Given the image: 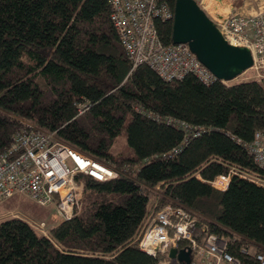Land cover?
<instances>
[{"label":"trees","instance_id":"obj_1","mask_svg":"<svg viewBox=\"0 0 264 264\" xmlns=\"http://www.w3.org/2000/svg\"><path fill=\"white\" fill-rule=\"evenodd\" d=\"M110 13V0H0V153L24 121L117 173L81 177L82 212L47 235L1 221L0 264H162L168 256L138 248L156 189V211L180 205L208 233L264 250V187L237 176L225 191L209 185L231 170L264 179L245 149L264 130V80L164 82L146 65L132 70ZM154 25L172 44V21ZM121 134L127 156L113 151Z\"/></svg>","mask_w":264,"mask_h":264},{"label":"built area","instance_id":"obj_2","mask_svg":"<svg viewBox=\"0 0 264 264\" xmlns=\"http://www.w3.org/2000/svg\"><path fill=\"white\" fill-rule=\"evenodd\" d=\"M193 1L205 12V0ZM110 5V22L132 70L146 65L164 82L180 81L187 75L204 85L220 82L229 86L233 82L217 80L187 45L161 42L154 21H173L174 16L163 0H110ZM205 13L229 45L249 50L253 65L248 71L264 80V9L253 15L229 13L222 23ZM83 108H79L78 115L85 111ZM21 124L10 146L0 153V204L25 195L40 206H55L62 220H70L82 211L85 182L81 177L98 182L117 177L114 170L64 144L55 133L38 130L26 122ZM245 149L256 166L264 170V130L256 132ZM232 176L264 187V179L234 170L209 185L225 191ZM196 216L180 205L166 204L152 213L143 226L139 250L153 258L166 257L170 250H180L179 244L183 243L182 249L191 251L190 264H264V250H255L246 242L237 245L240 239L236 236L208 233L205 227L197 226ZM41 225L37 230L45 235L39 230L44 227ZM173 262L170 259L162 264Z\"/></svg>","mask_w":264,"mask_h":264},{"label":"water","instance_id":"obj_3","mask_svg":"<svg viewBox=\"0 0 264 264\" xmlns=\"http://www.w3.org/2000/svg\"><path fill=\"white\" fill-rule=\"evenodd\" d=\"M210 17L223 22L229 15L225 0H212ZM227 12L220 13L221 9ZM173 45L185 44L196 59L219 81L231 82L253 65L247 48L229 45L207 14L193 0H176L173 7ZM178 264L191 263V251L172 249L168 254Z\"/></svg>","mask_w":264,"mask_h":264},{"label":"rangeland","instance_id":"obj_4","mask_svg":"<svg viewBox=\"0 0 264 264\" xmlns=\"http://www.w3.org/2000/svg\"><path fill=\"white\" fill-rule=\"evenodd\" d=\"M225 1L226 4H228L229 13L232 14L239 13L243 15H253L264 9V0H225ZM204 2L205 3L207 2L208 4L206 10L209 13H212L210 7L212 0H205ZM225 12H227V9L225 8L220 10L221 14ZM255 75L256 74H254L252 71H247L245 74L235 79L232 83L234 84L248 80L260 81V79H258L257 76ZM113 151L115 153L120 154L121 156H127L130 154V150L127 148L125 144L124 134H121L114 141ZM156 190H154L153 192L154 195H151L149 200L148 208L151 214L156 211V207L157 208L159 207L157 197L155 196L157 192ZM84 201H85V194L83 195V203ZM11 218H17L26 222L36 231H38L37 228L39 227V225L42 224L41 226L44 227L40 228L39 230H41L45 235L48 234V230L51 227H54L55 225H57L62 221V219L57 213L55 206H44V207L40 206L25 195H16L8 200L3 201L0 204V222ZM167 264H177V263L174 260L173 263H167Z\"/></svg>","mask_w":264,"mask_h":264},{"label":"crops","instance_id":"obj_5","mask_svg":"<svg viewBox=\"0 0 264 264\" xmlns=\"http://www.w3.org/2000/svg\"><path fill=\"white\" fill-rule=\"evenodd\" d=\"M207 7H208V4L206 2V5L204 6V10H205V12H207L210 15V13L206 10Z\"/></svg>","mask_w":264,"mask_h":264}]
</instances>
